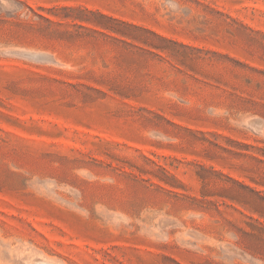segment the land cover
<instances>
[{
	"label": "rangeland",
	"instance_id": "rangeland-1",
	"mask_svg": "<svg viewBox=\"0 0 264 264\" xmlns=\"http://www.w3.org/2000/svg\"><path fill=\"white\" fill-rule=\"evenodd\" d=\"M0 264H264V0H0Z\"/></svg>",
	"mask_w": 264,
	"mask_h": 264
}]
</instances>
